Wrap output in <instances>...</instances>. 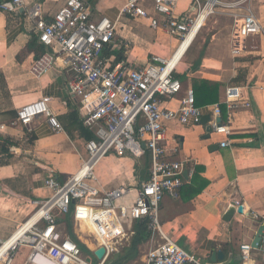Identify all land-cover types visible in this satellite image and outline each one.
Here are the masks:
<instances>
[{
    "label": "crops",
    "instance_id": "0c3cea01",
    "mask_svg": "<svg viewBox=\"0 0 264 264\" xmlns=\"http://www.w3.org/2000/svg\"><path fill=\"white\" fill-rule=\"evenodd\" d=\"M25 1L33 5L37 0ZM38 1L43 4L48 18L66 2ZM86 1L95 20L108 17L118 24L116 44L103 53L110 66L127 61L135 67H144L153 54L169 58L179 48L180 41L164 29L155 30L146 21L120 17L127 0ZM188 2L182 0L180 10ZM249 7L260 21L263 33L246 40L241 57L232 55L235 18L231 14H220L198 34L197 47L189 55L193 42L176 75L184 88L179 99L185 96L187 89L193 88L194 82L219 87L218 101L201 107L205 113L204 107L224 101L226 88L232 85L242 88L251 108L235 109L230 120L227 108L226 113H222V123L229 124L231 130L229 137L213 134L210 139H204L206 127L183 126L175 121L168 124L165 134V143L174 150L172 159L184 164V174L188 171V177L183 174L185 186L178 200L169 197L163 200L161 224L166 234L199 257L211 260L213 253L221 252L224 259L215 264H263L264 258V240L248 260H244L241 250L242 246L252 244L258 226L264 222V0H251ZM151 13L154 14L153 9ZM135 24L157 31L155 39H150L144 29L135 28ZM33 35L32 25L24 17L0 10V238L4 240L10 238L17 224L30 215L35 208L33 201L40 202L51 196L45 186L49 175L65 181L78 171L88 141L70 126L69 115L75 107L78 110V104L72 101L67 86L68 74L61 60L46 75H33L32 67L37 57L35 51L28 50ZM125 41L131 43L128 50L124 47ZM42 98L48 100L58 116L63 132H54L44 118L34 121L30 128L17 123L19 109ZM178 98L165 101L164 106L177 109ZM205 115L210 122V113ZM213 125L211 122L210 127ZM225 141L230 145L221 148L220 144ZM213 145H219V149L211 151ZM144 167L141 164L139 167L137 160L131 157L108 156L100 162L96 174L104 191L122 185L130 187L131 193L124 202L131 205L137 185L149 178L150 164L145 170ZM197 168L208 185L196 195L190 186ZM13 200L20 203L12 205ZM21 203L23 206H19ZM237 203L243 213H236L230 222H225V213ZM30 207L33 209L29 210ZM151 247L149 240L141 247L140 257L129 264H144ZM18 259L19 256L16 264H22Z\"/></svg>",
    "mask_w": 264,
    "mask_h": 264
},
{
    "label": "built area",
    "instance_id": "2783aa9c",
    "mask_svg": "<svg viewBox=\"0 0 264 264\" xmlns=\"http://www.w3.org/2000/svg\"><path fill=\"white\" fill-rule=\"evenodd\" d=\"M181 1L127 0L120 17L146 21L149 27L164 29L183 43L193 32L197 37L213 17L231 14L235 18L234 57H241L249 37L263 33L260 21L250 10L251 0H188V5L180 10ZM0 10L24 17L46 48L33 64V75H46L61 60L81 122L96 137L86 142V155L81 157L78 171L65 181L49 175L45 186L51 196L40 202L33 201V212L17 224L11 237L0 238V264H16L22 247L30 249L23 264H92L83 258L79 245L61 229V220L68 216H72L81 231L83 225L91 228L90 233L97 242L91 249L93 253L100 247L106 249L98 264L109 261L117 246L126 239L131 225L141 220L149 221L152 233V247L145 255L144 264H215L186 250L165 233L161 224L163 200L165 197L178 200L185 185L184 164L172 159L174 150L165 143V134L170 122L199 126L203 116L210 113L212 119L208 125L214 122L211 135L229 137V124L219 125L217 120L222 116L223 105L229 120L235 109L251 108L242 88L228 86L224 101L204 107L205 113L196 106L192 88L178 98L184 88L176 74L185 55L171 65L177 50L169 58L153 54L144 67H135L127 61L110 66L103 53L116 44L118 24L108 17L95 20L86 0H66L51 18L38 0L33 5L25 0H0ZM130 45L125 41L126 50ZM177 98V109L164 106L165 101ZM39 118H44L54 132L64 131L45 98L19 109L17 123L30 128ZM229 145V141L220 144L221 148ZM111 153L119 158L141 160L146 155L150 158L149 178L137 185L131 205L122 203L129 197L130 187L122 185L104 191L96 174L100 162ZM235 206L238 208L240 204ZM241 250L244 260H248L254 249L244 245Z\"/></svg>",
    "mask_w": 264,
    "mask_h": 264
},
{
    "label": "trees",
    "instance_id": "16d2710c",
    "mask_svg": "<svg viewBox=\"0 0 264 264\" xmlns=\"http://www.w3.org/2000/svg\"><path fill=\"white\" fill-rule=\"evenodd\" d=\"M29 51H35L37 59L45 52V47L40 43L39 37L37 34L33 35L32 40L28 46ZM202 58V55H201ZM36 59V60H37ZM178 78V76L176 75ZM193 83V90L195 93V99H196V106L202 107L206 106L214 102L216 103L219 99L218 97V89L219 87L216 85H210L209 83ZM72 97V96H71ZM72 101L76 103V100L72 97ZM206 104V105H205ZM75 105V104H74ZM75 110H73L69 115L70 126L72 128H76L77 131L88 141L95 139L94 133H92L88 128H86L82 122L80 121L78 110L75 107ZM222 110L224 114L226 113V107L222 106ZM67 132L70 136H72V132L69 127H67ZM146 160V165L148 166L150 164V158L148 155L144 158ZM138 166L140 167V162L137 160ZM199 168L196 169L194 177L192 179V183L190 188H194L195 194L201 193L206 186L208 185V182L202 179L199 175ZM195 187H194V186ZM185 186V185H184ZM198 187V188H196ZM184 188V187H183ZM183 188L181 190V193L183 191ZM33 201V200H32ZM61 222H67L68 229H69V235L80 247L82 251L87 250V247L83 245L77 237L74 235L72 231V220L71 216H68L61 220ZM151 231L149 230V221L148 220H141V221H135L133 223L132 229L130 230L129 237L125 239L122 243H120L115 251L112 253L109 261L106 264H129L132 261L137 260L141 255V247L144 244H147L149 240L151 239Z\"/></svg>",
    "mask_w": 264,
    "mask_h": 264
},
{
    "label": "rangeland",
    "instance_id": "374dc122",
    "mask_svg": "<svg viewBox=\"0 0 264 264\" xmlns=\"http://www.w3.org/2000/svg\"><path fill=\"white\" fill-rule=\"evenodd\" d=\"M209 24V23H208ZM135 28H140V29H144L145 31H146V34L150 37V39H152V40H154L155 39V37H156V35H157V31H154L153 29H151V28H149V29H146V28H144L142 25H140V24H135ZM203 31V30H202ZM202 31H201V33H202ZM199 40H200V35H198L197 37H196V40L194 41L195 43H194V45L192 46V50H190V52H189V55H192L193 54V50H194V48H196L197 46V44L199 43ZM181 42V41H180ZM181 44V43H180ZM180 69V68H179ZM178 69V70H179ZM110 156H114V157H116L117 159H118V156L117 155H115V154H113V153H111L110 155H109V157ZM133 160H134V158H132ZM139 162H140V164H141V167H144L143 169L145 170L146 169V163H144V159H141V160H138ZM104 163H105V161H104ZM103 163V164H104ZM103 164H101L100 166H103ZM99 170H97V172H98ZM99 173V172H98ZM16 203H20V201H12V205H15ZM123 204L125 203V202H122ZM11 205V207L13 208V209H15V207H13ZM17 206V205H16ZM19 206H23V204L21 203V204H19ZM29 210H31V209H33V207H30V208H28ZM34 210V209H33ZM33 210H32V212H33ZM31 212V213H32ZM59 219H61V218H59ZM26 220V219H25ZM24 220V221H25ZM71 220H72V224H73V227H72V231H73V233H74V235L77 237V239L83 244V245H85L86 247H87V250H85V251H83V258L85 259V260H87V261H89V262H92V264H98L99 263V261L97 260V258L94 256V254H93V251H91V249L92 248H94L96 245H97V242H96V238L90 233V230H91V228L90 227H88V226H86V225H83L82 226V231L80 230V227L78 226V225H76L75 224V222H74V220L72 219V216H71ZM23 221V222H24ZM61 229L64 231V233L66 234V235H69V229H68V224H67V222H63V223H61ZM29 252H30V249L28 248V247H23L22 249H21V251H20V254H19V259H18V263H22L23 264V262H24V260H25V257L29 254Z\"/></svg>",
    "mask_w": 264,
    "mask_h": 264
},
{
    "label": "water",
    "instance_id": "95a60500",
    "mask_svg": "<svg viewBox=\"0 0 264 264\" xmlns=\"http://www.w3.org/2000/svg\"><path fill=\"white\" fill-rule=\"evenodd\" d=\"M209 120H210V118L207 115H205L202 118L201 125L206 127V135H205L204 139H210L211 133L213 132L212 128L210 126H207V123L209 122ZM217 123L219 125H221L222 120L219 118L217 120ZM218 149H219V145H213L211 147V151H216ZM184 176H185V178L188 177V171H185ZM236 213L242 214L243 208L242 207L237 208L235 205L231 206L228 209V211L225 213L223 220L225 222H230ZM263 240H264V222L258 226L256 236H255V238L251 244L252 248L256 249V250L259 249L260 244L262 243ZM93 254L97 258L98 261H101L106 254V249L104 247H100L97 250H95ZM223 259H224V256L221 252L213 253L212 258H211L212 262H217L218 260L222 261Z\"/></svg>",
    "mask_w": 264,
    "mask_h": 264
},
{
    "label": "bare ground",
    "instance_id": "6f19581e",
    "mask_svg": "<svg viewBox=\"0 0 264 264\" xmlns=\"http://www.w3.org/2000/svg\"><path fill=\"white\" fill-rule=\"evenodd\" d=\"M195 37H196V32H193L185 42L180 44V46L177 49V52L175 54V57L171 60V65H175L176 63H178L182 59V57L186 54V52L190 48L191 44L193 43ZM36 219H37V217L32 222H34ZM16 237H20V236L16 235ZM12 243H14V242H12Z\"/></svg>",
    "mask_w": 264,
    "mask_h": 264
}]
</instances>
